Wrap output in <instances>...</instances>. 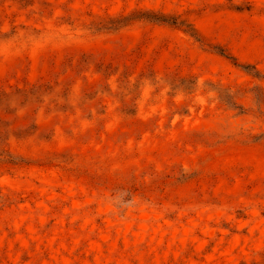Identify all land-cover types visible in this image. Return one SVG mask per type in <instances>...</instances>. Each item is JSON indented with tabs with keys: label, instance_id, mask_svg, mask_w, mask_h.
<instances>
[{
	"label": "rangeland",
	"instance_id": "obj_1",
	"mask_svg": "<svg viewBox=\"0 0 264 264\" xmlns=\"http://www.w3.org/2000/svg\"><path fill=\"white\" fill-rule=\"evenodd\" d=\"M0 264H264V0H0Z\"/></svg>",
	"mask_w": 264,
	"mask_h": 264
}]
</instances>
